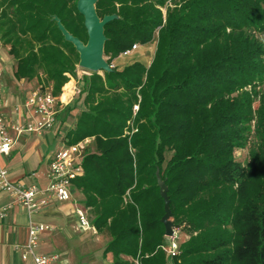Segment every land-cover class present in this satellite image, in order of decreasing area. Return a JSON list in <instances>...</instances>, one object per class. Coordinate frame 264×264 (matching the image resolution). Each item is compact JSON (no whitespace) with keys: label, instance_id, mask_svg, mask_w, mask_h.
I'll use <instances>...</instances> for the list:
<instances>
[{"label":"trees","instance_id":"1","mask_svg":"<svg viewBox=\"0 0 264 264\" xmlns=\"http://www.w3.org/2000/svg\"><path fill=\"white\" fill-rule=\"evenodd\" d=\"M76 2L0 0L14 80L57 97L63 88V100L78 54L53 18L85 44ZM95 11L117 16L104 27V57L155 43L148 65L84 77L73 124L72 104L56 114L65 145L93 140L71 192L109 238L102 254L169 264L158 171L178 234L173 264H264V0H98Z\"/></svg>","mask_w":264,"mask_h":264},{"label":"built area","instance_id":"2","mask_svg":"<svg viewBox=\"0 0 264 264\" xmlns=\"http://www.w3.org/2000/svg\"><path fill=\"white\" fill-rule=\"evenodd\" d=\"M137 50V45L123 52L120 57H129ZM7 59L0 52V66ZM112 69L114 65H109ZM73 82V79H71ZM4 84L0 78V157H7L22 134H33L41 137L51 131L56 124V114L59 110L72 102L75 95V86L72 85L70 93L62 100L63 88L60 96H55L49 87L30 88L22 104L10 105L3 95ZM137 111V106L133 108ZM90 138L67 146L64 145L56 151L50 159L48 166V183L44 189L35 185L25 186L13 183L8 179V172L0 165V192L5 193L9 202L0 206V219L4 218L15 205L28 215L36 213L48 206L50 201L74 204V215L77 229L81 233H98L92 225L87 212L78 204L71 192L72 181L83 175L81 160L86 153ZM53 228L43 224H30L27 230V239L18 249L23 261L29 260L31 264H61L60 256L56 253L42 254L37 251L40 236L52 232ZM167 243L162 249L169 259L178 254V234L173 230V236L166 238Z\"/></svg>","mask_w":264,"mask_h":264},{"label":"crops","instance_id":"3","mask_svg":"<svg viewBox=\"0 0 264 264\" xmlns=\"http://www.w3.org/2000/svg\"><path fill=\"white\" fill-rule=\"evenodd\" d=\"M3 63L5 64L4 61ZM5 71L3 67L0 69V78L5 87L3 95L10 105L22 104L28 92L27 87H22L24 80H12V86H9L3 79ZM9 75L11 76L12 73ZM70 84L72 82L68 85ZM30 88L28 86V90ZM63 128L66 129V126L56 122L54 128L42 134L41 137L33 134H22L9 155L5 158L0 157V165L7 170L8 179L13 183L25 186L32 184L41 190L44 189L48 183L47 175L51 156L65 145V133L61 132ZM30 136L35 137V140L31 141ZM56 138L59 140L60 147L50 151L49 143ZM8 202L9 199L6 194L0 192V206ZM72 205V203L50 201L48 206L31 215L14 205L7 215L0 219V264H31L29 260L23 261L21 259V252L18 249L27 239V230L30 224H43L53 228L52 232L40 236L37 249L39 253H56L60 256L61 264H72L68 247L66 244H60V242H67L62 236L68 230L71 229L75 234L81 233L77 229Z\"/></svg>","mask_w":264,"mask_h":264},{"label":"rangeland","instance_id":"4","mask_svg":"<svg viewBox=\"0 0 264 264\" xmlns=\"http://www.w3.org/2000/svg\"><path fill=\"white\" fill-rule=\"evenodd\" d=\"M163 14H165V10H162ZM156 37V35H155ZM137 45V50L129 57H114L111 58V56H106L104 57L105 61L107 59L111 60V64L114 65L116 70H120L122 69L124 66L134 62V61H139L145 65H148L150 63V61L152 60L153 54H154V50H155V43H150L147 46H140L138 44ZM0 52L1 54H3V56L8 60L7 63L3 64V69L6 70L3 73V79L5 81V83L9 86H12V80L13 77L12 75L10 76L9 73H12L13 71V61L11 59V57L8 55V47L4 46L1 42H0ZM0 66V69L2 68ZM90 72L84 71L82 69H80L78 67V64L75 66V71H74V75L75 77H73L72 74H65L66 78H67V83L71 82V79H73L72 85L75 86V95L72 99V102L70 104H72L73 109L70 112V117L67 121V125L73 124L74 122V118L83 110V96H79V89L81 86V81L83 80L84 77H88L90 76ZM99 76H103V73H98ZM38 81L40 85L43 86H47L45 84V81L43 79V77H38ZM65 84V85H66ZM64 85V86H65ZM28 86H30L31 88H35L37 87V82L36 80H32L30 82L28 81H23V85L22 87H27V91H28ZM63 86V87H64ZM134 111V110H133ZM66 125V126H67ZM62 133L66 132V129L63 128V130H61ZM31 141L35 140V137L30 136ZM90 145L87 149L86 152L91 151L92 148V142L93 140L90 139ZM256 144H257V139H256ZM50 147V151H54L56 149H58L60 147V143L59 140L56 138L54 140H52L49 143ZM255 145V139H253V143L251 141V144L249 145L248 149H246L244 152L240 153V155H238L239 158H245V161L248 160V151L252 148H254ZM256 148V147H255ZM170 155L166 156V159L169 158ZM76 199V195L74 196ZM74 207V204L72 205ZM177 231H179V236L180 239L183 240L184 236H185V230L183 227H180L179 229H177ZM65 240H67V242H60V244H66V246L68 247L69 250V257H70V261L72 264H80V263H85V264H111V260H110V256L106 255L104 256L102 254L103 249L105 247V245L108 243L109 239L106 235L102 234V235H97V236H93L91 233H73V231L70 229L67 231L66 234H64L62 236ZM61 238V237H60ZM59 253H61V251H59ZM169 264H173V261L171 259H169Z\"/></svg>","mask_w":264,"mask_h":264},{"label":"water","instance_id":"5","mask_svg":"<svg viewBox=\"0 0 264 264\" xmlns=\"http://www.w3.org/2000/svg\"><path fill=\"white\" fill-rule=\"evenodd\" d=\"M98 0H77V13L83 18V27L86 31L87 41L82 43L79 39L69 34L60 21L54 17L57 29L64 41L71 44L78 54V67L90 73H111L113 70L103 57V48L106 38L104 36V27L117 19V16H104L100 19L95 11V4ZM156 184L159 190V196L163 200L164 214L160 223L164 228L165 238L173 236V224L171 222V212L169 209V198L167 196V187L161 180L159 172H155Z\"/></svg>","mask_w":264,"mask_h":264},{"label":"bare ground","instance_id":"6","mask_svg":"<svg viewBox=\"0 0 264 264\" xmlns=\"http://www.w3.org/2000/svg\"><path fill=\"white\" fill-rule=\"evenodd\" d=\"M71 86H72V84L68 85L67 89L64 91L63 100H65L67 98V95L70 93Z\"/></svg>","mask_w":264,"mask_h":264}]
</instances>
